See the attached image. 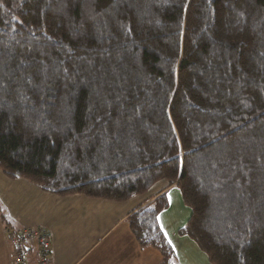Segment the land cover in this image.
Wrapping results in <instances>:
<instances>
[{
    "label": "trees",
    "instance_id": "obj_1",
    "mask_svg": "<svg viewBox=\"0 0 264 264\" xmlns=\"http://www.w3.org/2000/svg\"><path fill=\"white\" fill-rule=\"evenodd\" d=\"M0 172L114 203L164 183L126 219L141 249L177 264L173 188L209 264H264V0H0Z\"/></svg>",
    "mask_w": 264,
    "mask_h": 264
},
{
    "label": "crops",
    "instance_id": "obj_2",
    "mask_svg": "<svg viewBox=\"0 0 264 264\" xmlns=\"http://www.w3.org/2000/svg\"><path fill=\"white\" fill-rule=\"evenodd\" d=\"M155 187L122 203L78 195L62 198L42 192L25 180H10L0 172V264H11L9 232L28 227H41L49 232L51 264H160L159 253L141 249L126 223L130 213L164 189ZM179 209L185 216L186 210ZM161 218L160 214L158 222L163 231ZM180 228H175L177 235ZM179 237L183 240L178 247L188 250L184 252L188 257L186 264H209L191 241ZM174 255L175 262L182 264L175 251ZM34 257L32 247L29 264H33Z\"/></svg>",
    "mask_w": 264,
    "mask_h": 264
},
{
    "label": "built area",
    "instance_id": "obj_3",
    "mask_svg": "<svg viewBox=\"0 0 264 264\" xmlns=\"http://www.w3.org/2000/svg\"><path fill=\"white\" fill-rule=\"evenodd\" d=\"M50 234L41 227H28L9 232L12 245L11 264H29V256L34 247L33 264H51Z\"/></svg>",
    "mask_w": 264,
    "mask_h": 264
},
{
    "label": "rangeland",
    "instance_id": "obj_4",
    "mask_svg": "<svg viewBox=\"0 0 264 264\" xmlns=\"http://www.w3.org/2000/svg\"><path fill=\"white\" fill-rule=\"evenodd\" d=\"M164 185H165L164 183L163 184L160 183L156 185L155 188L157 189L160 188L161 186H162L161 188H164ZM155 188L152 189V191H150V194L156 190ZM168 199H169V208L161 214L163 216V218H161V225L164 231L163 233L167 238L168 242L171 241V243L169 244L173 247L179 261L182 264H186L185 260H187L188 257L184 254V252H187L188 250H183L178 247V244L183 239H180V237L177 235L175 228L183 227V225L189 218L190 210L182 205L179 197V193L175 189L168 193ZM179 208H183L186 210L185 216L182 215V212ZM182 245L183 244H181L180 247H182ZM158 256L160 257L159 254ZM194 258L195 255L193 254V261Z\"/></svg>",
    "mask_w": 264,
    "mask_h": 264
},
{
    "label": "snow or ice",
    "instance_id": "obj_5",
    "mask_svg": "<svg viewBox=\"0 0 264 264\" xmlns=\"http://www.w3.org/2000/svg\"><path fill=\"white\" fill-rule=\"evenodd\" d=\"M169 243H171V241H169Z\"/></svg>",
    "mask_w": 264,
    "mask_h": 264
}]
</instances>
